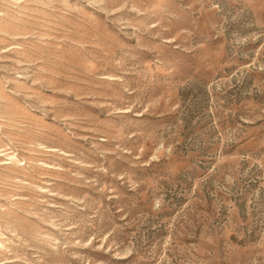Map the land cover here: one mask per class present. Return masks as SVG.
Returning <instances> with one entry per match:
<instances>
[{
  "label": "rangeland",
  "instance_id": "rangeland-1",
  "mask_svg": "<svg viewBox=\"0 0 264 264\" xmlns=\"http://www.w3.org/2000/svg\"><path fill=\"white\" fill-rule=\"evenodd\" d=\"M0 264H264V0H0Z\"/></svg>",
  "mask_w": 264,
  "mask_h": 264
}]
</instances>
